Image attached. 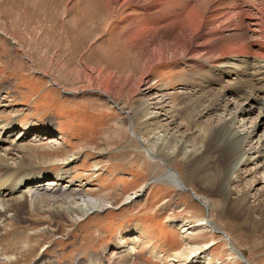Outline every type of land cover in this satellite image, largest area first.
<instances>
[{
    "label": "rangeland",
    "instance_id": "374dc122",
    "mask_svg": "<svg viewBox=\"0 0 264 264\" xmlns=\"http://www.w3.org/2000/svg\"><path fill=\"white\" fill-rule=\"evenodd\" d=\"M93 2L103 4L100 17H89L87 7ZM132 7L107 6L105 0H0V121L4 120L0 134L5 131L1 126L13 124L11 131H7L9 137L1 144L2 151L13 148L22 139L20 146L38 152L53 149L57 164L40 167L46 177L39 185L53 182L57 174L68 175L71 181L66 180L64 185L82 187L90 197L109 203V207L89 214L82 222L73 219L70 224L59 218L51 220V225L47 222L54 233L30 237V245L25 242L15 252L4 245L7 241L14 246L15 240L0 235V249L7 250L5 255L13 259L23 245L25 252L32 247L30 256L18 258V263L13 264L87 263L103 255H110L113 264H173L177 254L200 264H264V244L257 251L254 238L244 234L253 233L264 239V235L259 236L264 229L248 232L251 228L240 223L239 230L236 229L240 234L236 236L237 225L231 223L226 227L228 220L221 222V214L216 211L211 214L215 215L219 231L211 232L208 226L199 225L208 218V209L194 196L191 181H182L181 186L165 177L166 172L184 174L186 163H181L179 154L171 166L164 164L162 157H155L150 147L153 135H145L147 124L137 109L145 101L141 94L135 92L130 100L116 102L83 77L82 72L89 74L100 66L114 72L123 69V74L135 79L141 77L148 63L122 38L126 12ZM200 70L209 78L205 69ZM189 72L190 68L182 63L170 62L154 66L149 74L151 81L161 84L164 90L161 94L166 98L167 117L180 111L183 95L191 91L180 74ZM236 77L222 76L215 90L235 89ZM246 90L250 91L248 87ZM227 95L243 105L238 96ZM258 110V105L253 107L246 118H254ZM126 113L135 115L128 119ZM256 117L258 128L254 136L258 138L264 130V116ZM178 118L176 123L185 124L184 118ZM30 126L33 132H21V128ZM149 128L155 133L156 128ZM185 128L179 130L183 132ZM34 132L44 139L30 138L38 136ZM17 149L20 148L12 154L20 158L22 153L17 154ZM70 156L75 158L72 163L61 164V159ZM258 165L249 164V174L242 170V184L252 198L259 195L264 201V168ZM195 192L214 201L219 197ZM132 196L136 199L128 201ZM22 213L28 235L48 226L39 219L46 217L44 213ZM15 226L20 224L14 222ZM119 237L124 243L116 248ZM39 252L43 258L38 256Z\"/></svg>",
    "mask_w": 264,
    "mask_h": 264
},
{
    "label": "bare ground",
    "instance_id": "6f19581e",
    "mask_svg": "<svg viewBox=\"0 0 264 264\" xmlns=\"http://www.w3.org/2000/svg\"><path fill=\"white\" fill-rule=\"evenodd\" d=\"M105 3L116 8L133 5L126 12V30L122 38L138 51L148 65L138 79L123 74V69L118 70L122 71L119 74L103 66L90 70L89 74L82 72L83 77L96 90L116 102L119 99L130 100L135 92L141 94L145 101L139 103L137 109L144 115L147 124L145 135H153H150L153 139L150 147L154 149L155 157H162L163 163L170 165L179 154L181 160L185 161L181 163H186L184 174L179 176L174 172H166L165 177L177 181L181 186H184L182 181H191L195 186L194 196L208 209V218L201 220L199 225L208 226L211 232L219 231L214 223L215 215L211 214L216 211L221 214V217L217 215L221 222L228 220L229 223L223 222L226 227L231 223H242L251 228L248 232L263 230L264 201L259 195L252 198L249 190L243 187L242 170L252 163L264 168V130L259 137L256 135L258 138L254 136L258 128L256 116H264V0H105ZM92 4L87 7L91 13L89 17H100L103 4L90 8ZM140 12L142 16L138 14ZM170 62L182 63L190 68L189 74L192 75L180 73L182 82L191 91L183 95L180 111L167 117L164 109L166 98L161 94L164 90L161 84L151 81L149 74L154 66ZM184 62L188 64L184 65ZM200 69L206 70L212 84L209 85V78ZM227 74L237 76L235 89L223 87L217 92L214 86ZM246 77H250V80ZM227 94L232 98L238 96L243 100V105L235 103ZM257 105L259 112L256 116L246 118ZM126 115L131 119L135 114ZM178 117L184 118L185 124L176 123ZM162 121L168 122L163 124ZM0 123H4V120ZM12 125L1 126V130L5 131L3 135L0 134V151L1 144L6 142L4 138L9 137L7 135L10 132L7 131H11ZM150 126L156 128L155 133ZM184 126L186 130L180 131ZM30 128L32 126L20 130L33 132ZM34 133L38 136L30 138L44 139L38 132ZM22 140L18 144L14 143L13 148L3 150V155L0 153V235L15 240L14 246L4 242L11 252H15V248L25 242L29 246L30 237L54 233L55 229L49 226L51 220L59 218L70 224L74 223L73 219L82 222L89 214L109 207L106 201L90 197L82 187L64 185L66 180L71 181L68 175L63 177L57 174L53 182L39 185L40 180L46 177V172L40 167L56 165V151L49 149L38 152L37 149L20 146ZM15 148H20L16 150L17 154L22 153L20 158L12 154ZM74 160L70 156L60 161L61 164L69 165ZM249 172L246 169L244 174ZM195 190L219 197L214 201ZM135 199L132 196L127 200ZM21 211L44 213L46 217L39 219L45 224L49 222L48 226L39 231L34 229L35 232L28 235L23 226L26 220L21 219ZM14 222H18L20 227H13ZM239 227L237 225L234 230L236 236L240 234L236 230ZM261 233L259 236L264 235L263 231ZM244 234L254 238L257 251L263 247L264 239L257 238L253 233ZM123 241L119 237L116 248H121ZM22 249L14 254L13 259L5 255L7 250L0 249V264L18 263V258L25 259V255L30 256L32 253V247L27 252L25 245ZM38 256L44 257L40 252ZM108 256L111 257L103 255L99 259H89L87 263L74 261L68 264H111ZM174 259L177 264L201 263L197 260L188 262L178 254Z\"/></svg>",
    "mask_w": 264,
    "mask_h": 264
}]
</instances>
